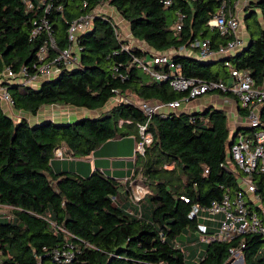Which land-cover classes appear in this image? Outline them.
Listing matches in <instances>:
<instances>
[{
	"label": "trees",
	"instance_id": "trees-1",
	"mask_svg": "<svg viewBox=\"0 0 264 264\" xmlns=\"http://www.w3.org/2000/svg\"><path fill=\"white\" fill-rule=\"evenodd\" d=\"M25 1L31 2V9ZM102 1L0 0V72L24 68L27 75L35 73L39 48L51 38L54 47L47 50V60L55 58L69 44L71 21ZM237 1L170 0L164 6L163 0H108L116 16L127 23L130 38L144 49L137 45L123 50L128 41L116 37L118 27L112 18L94 15L91 28L76 38L74 66L60 65L54 77L36 88L2 84L12 100V112L19 116L13 118L0 103V207H9L12 214L11 221L0 218V264H186L188 253L177 239L195 242L199 224L209 223L201 219L202 209L238 188L227 169L232 163L231 135L264 131V101L257 110V125H240L233 132L229 115L211 105L200 111L146 115L136 102L165 104L187 93L173 90L167 81L153 80L133 59L183 47L193 52L196 48L189 46L205 40L210 49L225 44L228 37L209 29L206 22L221 8L236 12ZM244 2L240 23L246 45L217 59L173 53L170 63L176 72L227 83L230 68L244 69L253 84L264 89V0ZM179 16L180 29L175 30ZM41 17L48 21L50 36L42 30L30 37ZM153 69L169 71L163 64ZM210 93L233 99L236 114L244 119L247 108L231 92ZM115 96L120 98L104 107ZM124 96L132 102H125ZM49 105L100 112L65 122L28 120ZM144 123L151 141L141 155L134 154L131 185L97 170L80 176L51 168V160L58 159L53 157L55 148L64 149L68 159L81 158L110 139L132 135L138 141L137 125ZM134 185L147 187L150 193L133 202ZM123 191L126 202L119 197ZM207 232L211 233L208 226ZM241 241L243 264H264L259 254L263 242L255 234L201 242L192 264H228L229 248ZM54 248L71 249V260L54 262L49 253Z\"/></svg>",
	"mask_w": 264,
	"mask_h": 264
},
{
	"label": "built area",
	"instance_id": "built-area-1",
	"mask_svg": "<svg viewBox=\"0 0 264 264\" xmlns=\"http://www.w3.org/2000/svg\"><path fill=\"white\" fill-rule=\"evenodd\" d=\"M44 1L37 0L40 3ZM107 1L103 0L91 12L71 21L67 28V40L69 44L55 58L47 60V50L50 47H54L51 38L48 45L44 44L41 46L36 53L39 63L35 73L27 75L24 68L17 73L8 68L0 72V103L9 115H14L12 112V100L2 84L8 83L36 88L41 81L54 77L58 73L60 65L65 67L74 66L77 62L75 55L78 50L76 46L77 36L91 28L94 15L103 14L111 17L110 12L107 13L103 10L106 9L104 6H107L108 9H113L108 5ZM239 1L244 2V0H238L234 4V7ZM162 3L164 6H167L170 4V0H163ZM25 4L28 10L31 9L32 4L30 1H25ZM48 7H46V10ZM111 12L115 13L114 9ZM179 20L180 16L173 26L175 30L180 29ZM34 25L30 37L37 36L42 30L46 35L50 36L49 24L46 18H39L37 22H34ZM206 25L209 29L215 30L219 35L228 37L225 44L220 45L216 49H210L208 41L205 40L191 44L189 46L191 49L196 48L195 51L192 50L193 52L183 47L178 48L177 51L172 50L170 53H153L147 58L133 59L153 80L167 81L173 90L186 92L187 94L179 100L170 101L165 104L158 102H136L135 104L146 115L159 113L163 116L170 111L176 112L180 108V105L189 102L190 98L210 93L216 89L221 91L226 90L237 97L241 106L247 108V114L243 119L245 125L250 128L255 127L258 123V107L264 101V89L253 84L247 70L230 68V80L226 83L221 80L185 78L176 72V67H173L170 63L173 53L193 55L198 59H217L232 55L246 45V42L239 35L240 18L236 12L228 10L225 12L221 8L208 19ZM115 34L118 39H124L118 28ZM130 47L131 45L127 42L121 48L128 50ZM155 64L167 65L169 71L161 72L154 70L153 66ZM123 100L125 102H132L131 97L128 96L124 97ZM145 124L137 125L139 140L134 142V154L141 155L144 145L151 141L150 134L145 131ZM252 134L236 133L234 135L235 137L229 146V155L232 163L227 165V169L231 170L236 177L238 188L232 195L225 194L219 201H212L209 206L202 209L203 214L201 215V219L209 223L208 225L205 222L199 224L196 233L203 243L212 240L229 241L233 237L242 234L258 235L263 242L259 249V254L264 259V131H254ZM53 157L58 159L69 158L68 155L62 153L61 148L53 150ZM128 184L131 185L132 181H128ZM146 193H150L147 187L134 185L130 189L131 200L137 202ZM2 208H7V211H0V218L11 221L12 214L9 212V207L3 206ZM194 210L196 211V208ZM207 226L211 230V233L207 232ZM243 247L244 243L241 241L238 246L229 248L228 264H239L240 260H242L241 251ZM49 253L52 260L56 263H67L73 256L71 249L64 248H54Z\"/></svg>",
	"mask_w": 264,
	"mask_h": 264
},
{
	"label": "crops",
	"instance_id": "crops-1",
	"mask_svg": "<svg viewBox=\"0 0 264 264\" xmlns=\"http://www.w3.org/2000/svg\"><path fill=\"white\" fill-rule=\"evenodd\" d=\"M114 21L118 25L120 31L122 30L121 33L124 34L123 38H125L129 43L132 44L136 42L130 38L128 26L125 21L121 20L118 16L115 18ZM244 32V28L240 29L239 35L245 41V37H247V34H245L246 32ZM116 97L118 96H115L114 98ZM209 105L213 106L214 108L223 109L227 113V115H229V121L231 123L230 126L232 132L236 127L240 125H245V121L243 120V118L236 114L234 100L231 98L218 96L215 93L203 94L194 98L193 100L184 104L180 108V111H200L205 109ZM18 113L19 112H14L15 118L18 117ZM83 114L84 111H79L78 113V115L80 116H83ZM23 115L26 116L25 113H23ZM61 115L62 114L57 115V117H60ZM51 118L52 117H44V119L49 120H51ZM29 119V121H33L34 123L43 120H39L40 117L37 115L32 116ZM64 119L68 120L69 118L64 117ZM134 142L135 140L132 135L124 136L117 139H110L104 141L96 149H94L91 153L84 157L70 159L73 161L68 163L63 160L52 159L50 165L55 173L61 171H72L80 176H86L91 171L97 170L115 179L119 183L124 184V182H128L129 180H131L130 178L135 158L133 152ZM62 151L64 154L66 153L64 149ZM124 196V191L120 192L119 197L121 199L123 198L124 200ZM124 201L126 202V199Z\"/></svg>",
	"mask_w": 264,
	"mask_h": 264
},
{
	"label": "rangeland",
	"instance_id": "rangeland-1",
	"mask_svg": "<svg viewBox=\"0 0 264 264\" xmlns=\"http://www.w3.org/2000/svg\"><path fill=\"white\" fill-rule=\"evenodd\" d=\"M244 5H245V2L239 1L236 4V6H235L236 7V13L240 15L239 16L240 19H241V14L243 13V10H244ZM104 7H106V9H103V10L106 11L107 13L110 12L111 13V18L114 21L115 18L117 17L116 16L117 14L111 12V11H113V9H108L107 6H104ZM117 22H119V21H117ZM117 27H118V25H117ZM243 28H244L243 24L240 23V29H243ZM122 35H124V34H122ZM245 39L247 40V37H245ZM246 40H245V42H246ZM129 44L131 46L139 45L142 49L145 48V46L142 43L138 44V43L134 42L133 44L132 43H129ZM124 97H123V99H124ZM118 98H120V97L109 99V101H107V103L105 104L104 107H107V108L110 107L112 104H114L117 101ZM182 106L183 105H180V108ZM179 110L180 109H178V111ZM79 111H84V114H83L82 117H87V116H90V115H96V114H98L100 112V111H93V112L90 111L89 112L88 110H85V109H82V108H75V107H71V106H67V105H49V106H42L38 110L36 115L40 117L39 120L44 119V117L45 118L52 117L51 120L54 121V122H65L64 121L65 120L64 117L69 118L68 121H72L74 119L80 118L81 116L78 115ZM60 114H62V115L60 117H57V115H60ZM31 117H32V115L27 116L28 119L31 118ZM13 118H15V117H13ZM63 161L68 163V162H71L73 160L64 159ZM0 211H7V208L0 207ZM194 236L196 237V241L195 242H191V243H185L183 241V237H179L177 239V241L180 242L181 246H183L184 253H188V255L186 257V264H192V263L196 262L197 255L201 251L200 246H201V242L202 241L200 240V237H199V235L197 233H194Z\"/></svg>",
	"mask_w": 264,
	"mask_h": 264
},
{
	"label": "water",
	"instance_id": "water-1",
	"mask_svg": "<svg viewBox=\"0 0 264 264\" xmlns=\"http://www.w3.org/2000/svg\"><path fill=\"white\" fill-rule=\"evenodd\" d=\"M233 134L231 135V139L233 138ZM230 144H231V140H230ZM239 264H243V261L242 260H240V262H239Z\"/></svg>",
	"mask_w": 264,
	"mask_h": 264
}]
</instances>
